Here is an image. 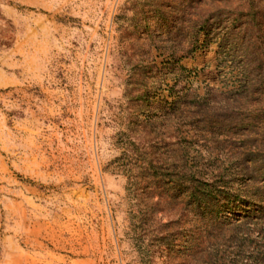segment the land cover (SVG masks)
<instances>
[{"label": "rangeland", "instance_id": "rangeland-1", "mask_svg": "<svg viewBox=\"0 0 264 264\" xmlns=\"http://www.w3.org/2000/svg\"><path fill=\"white\" fill-rule=\"evenodd\" d=\"M211 6L0 0V264H264L244 207L188 199L241 170L194 123L241 78L195 33Z\"/></svg>", "mask_w": 264, "mask_h": 264}, {"label": "trees", "instance_id": "trees-1", "mask_svg": "<svg viewBox=\"0 0 264 264\" xmlns=\"http://www.w3.org/2000/svg\"><path fill=\"white\" fill-rule=\"evenodd\" d=\"M206 1L213 7L198 17L195 33L202 31L205 41L216 42L220 60H231L240 70L241 78L237 87L219 92V100L214 99L211 106L213 102L207 100H192L194 123L199 131L209 135L216 148L228 145L227 152L241 170L231 180L221 177L212 184H196L188 199L197 209H204L209 221L235 205L244 207L246 214L241 226H247L251 216L256 218L255 228L247 229L245 234L257 230L263 239L264 226L257 221L264 220V0H197V3ZM143 162L144 159L140 161ZM171 178L175 187H183V175L175 172ZM236 182L237 187L233 186ZM241 238L242 242L253 239Z\"/></svg>", "mask_w": 264, "mask_h": 264}]
</instances>
